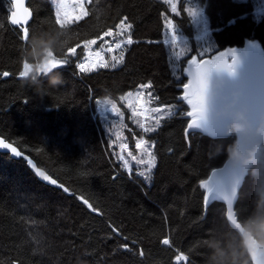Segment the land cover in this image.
I'll list each match as a JSON object with an SVG mask.
<instances>
[{
	"label": "trees",
	"instance_id": "obj_1",
	"mask_svg": "<svg viewBox=\"0 0 264 264\" xmlns=\"http://www.w3.org/2000/svg\"><path fill=\"white\" fill-rule=\"evenodd\" d=\"M194 1L202 7L214 43L202 55L186 9ZM28 7L29 34L59 28L65 45L53 56L69 63L57 68L63 84L42 98L22 87L18 74L25 41L21 28L9 24L10 2L0 0V136L68 191L39 181L23 158L0 152V264H208V239L241 253L238 264H251L241 237L227 223L224 204L214 201L203 214L199 186L225 161L224 149L235 135L211 138L195 132L186 137L188 106L180 100L179 86L193 54L210 56L247 38L264 49V10L256 14L251 0H178L175 12L168 0H91L87 16L61 29L51 0H28ZM125 17L129 32L97 39L109 29L116 32ZM169 20L177 35L187 37L190 49L179 59V76L171 69L165 41ZM128 35L135 42L123 46L119 65L88 72L77 67L87 59L85 41L97 39L94 47L100 48ZM69 47L76 48L70 58ZM144 84L151 85L146 91L152 105L175 111L143 129L120 98ZM104 101L126 114L122 138L132 149L138 139L152 142L156 159L149 178L139 175L140 166L132 164L128 171L118 160L114 137L93 117ZM260 151L235 204L238 221L248 231L264 212L257 204V192L264 189V140ZM165 238L169 245L163 244ZM181 254L188 259L177 261Z\"/></svg>",
	"mask_w": 264,
	"mask_h": 264
},
{
	"label": "snow or ice",
	"instance_id": "obj_2",
	"mask_svg": "<svg viewBox=\"0 0 264 264\" xmlns=\"http://www.w3.org/2000/svg\"><path fill=\"white\" fill-rule=\"evenodd\" d=\"M91 3V0H88ZM65 7L63 0H60V3L57 4V12H56V23L60 26L61 29L65 27L66 24H71L74 21L69 19L61 18V10ZM12 8L10 20L13 25H25L27 23L28 17L30 15L27 8L23 7V0H12ZM17 8L21 9V14L18 15L16 11ZM81 11L83 16H87L88 12L84 10L83 4L81 5ZM172 11H176L175 5L172 6ZM192 15H196V12H192ZM82 16L75 17V20H80ZM127 17L122 19L118 24L115 25L116 32L112 29H109L102 36L97 39L103 41L105 36L115 37L116 35H123L126 32H129L131 29V25L127 22ZM168 27H172V21L169 20L166 22ZM22 37L23 41H27L29 37V29L28 27H22ZM97 39L85 41L86 45L96 44ZM176 37H173L175 41ZM135 41H133L131 35L127 36L126 40H120L115 42V47H109L107 49L108 52H113L116 49H121L123 46L131 45ZM76 47H79L77 45ZM103 48V44L101 45ZM67 52L69 54V58L71 56L76 55V48L69 47L67 48ZM50 59L47 64L44 66L43 71L47 72L50 68H59L62 65L68 64L69 59H61L58 60L53 56V53H50ZM231 56V64L226 63L223 60L226 56ZM97 56H101V53L98 51ZM124 59L123 52H120V57L117 60L115 56L112 57V60L115 62L111 66L115 67L116 64L122 63ZM237 57L236 50L230 49L227 52L219 53V56L214 58L212 61L204 60L200 64L196 63V57H193L191 61H189L190 65H195V70L185 69L188 72L189 76L192 79L189 80V83H185L183 85L184 93L182 96V100L187 102V105L191 106V110L186 113L187 117L191 118L187 126L185 128V136L188 137L190 133L195 134L193 130H198L202 134H206L210 137H220L223 135V121L221 118L216 116L213 112V95L210 92V80L213 73H227L229 76L236 75V66H237ZM77 67L81 70V72L93 71L98 68H108L109 63L106 60H100L97 62H93L90 64L79 63ZM32 70L31 65L25 60L23 62V70L19 72V77H25ZM3 75L5 77L9 76L8 72H4ZM143 89L150 88V84H144L140 86ZM239 95L237 97V105H243L248 110V116L250 120H254L255 115L258 110L264 108V76L258 77L252 81H245L240 84L238 87ZM126 95L131 96L132 93H127ZM136 95L142 96V92H137ZM121 100L124 97L120 98ZM149 102H151V93H149ZM131 106V105H129ZM113 110H115V105L112 106ZM152 112L159 113L162 111V108H154L151 109ZM172 112L171 109H168L166 115H170ZM164 117H158L156 119L157 125L160 124L161 119ZM141 127H144L142 124ZM145 131H153L151 128H145ZM145 143L144 141H140L137 143V148H140L141 145ZM190 143V141H189ZM0 147L10 148L11 145L3 143L0 141ZM122 148H126L127 145H121ZM11 151L15 156H20V152L16 150V148H11ZM145 152L148 153L149 159L147 161V170L145 172H140L139 175L148 177V173L151 172L152 168L155 166V156L148 149H144ZM131 155V153H129ZM135 159V157H133ZM139 163H145L144 160H140ZM125 167H127V162H125ZM38 174L45 180L49 181L53 184H57V180L51 179L48 175H45L44 172H38ZM241 172L239 169L228 168L226 171V175L223 178L213 180V177L217 176V172L213 171L212 176H210L207 180L200 181V188L204 189L203 194V202L205 205L209 204L212 201H223L227 204V217L231 218L233 213V205L236 199L238 186L241 182ZM60 187L64 188V191L67 192L68 188H65L63 185ZM83 199V198H81ZM83 203L87 205L92 211H96L92 204L89 203L87 199H83ZM164 245H169L170 240L165 238L163 240ZM127 247V245H125ZM182 259H188L184 254L178 255L176 257L177 261ZM253 260L257 261L258 264H264V253H254Z\"/></svg>",
	"mask_w": 264,
	"mask_h": 264
},
{
	"label": "rangeland",
	"instance_id": "obj_3",
	"mask_svg": "<svg viewBox=\"0 0 264 264\" xmlns=\"http://www.w3.org/2000/svg\"><path fill=\"white\" fill-rule=\"evenodd\" d=\"M256 14L260 13L264 10V0H251ZM52 4L54 5L55 12H57V4L60 3V0H51ZM170 7L172 9V6L175 5L178 2V0H168ZM63 3L65 7L61 10V18L62 19H69L71 18L73 21L75 20V17L82 16L81 11V5L83 4V8L86 11L87 9V3L88 0H63ZM187 12L191 17L192 23L194 25V28L196 30V36L195 39L199 42L198 44V54L202 55L204 53L209 52L210 49L214 47V43L212 42V38L210 37L209 30L207 28L206 20L203 15L202 7L199 6L195 1L190 2L187 5ZM196 12L197 14L194 16L191 13ZM178 36V39L173 40V37ZM183 36L177 35L172 27H167V32L165 36V41L169 43L170 49V64L171 69L174 74L179 76V59L182 55H184L185 51L189 52L190 49L188 47V42L185 41L187 38H182ZM119 41V40H118ZM114 40H107L104 44L105 47L95 48L94 44L87 45V59L85 60L86 64H90L93 62H97L100 60H106L109 63V67L113 63H115L112 60V57L114 56V52H116L115 57L117 60L120 57V52H122L121 49H116L113 52H108L107 49L109 47H115ZM101 53V56H97V52ZM119 65V64H116ZM142 92V96L136 95L137 92ZM128 93H132L133 95L128 96L124 95V99L122 100L125 106L128 109V115L129 117L138 124V126L141 127L143 124L144 127L149 123H155L156 119L158 117L167 116L166 113L168 109H171L173 113L175 111V108L172 106H154L151 102H149V93L146 91V89H143L139 87L135 91H130ZM152 101V99H151ZM113 105H115L112 102L104 101L98 104L95 109L96 111L93 114V117L96 119L99 118L101 120V124L103 125L105 131L107 133H110L114 137V142L117 144V156L118 160L125 165V162H127V167H125L126 170L129 171L130 166L132 164L140 166L141 169L139 172H145L147 170V161L149 159L148 153L144 151V149H148L152 153V142H147L143 139H138L135 141V149H132L129 144L123 140L122 138V130L125 127V113L117 108L115 106V110H113ZM131 105V106H129ZM154 108H162V111L159 113L152 112L151 109ZM144 127H141L144 129ZM140 141H144L140 148H137V143ZM121 145H127L126 148H122ZM131 153V155H129ZM153 155V154H152ZM135 157V159H133ZM140 160H144L145 163L141 164L139 163Z\"/></svg>",
	"mask_w": 264,
	"mask_h": 264
},
{
	"label": "clouds",
	"instance_id": "obj_4",
	"mask_svg": "<svg viewBox=\"0 0 264 264\" xmlns=\"http://www.w3.org/2000/svg\"><path fill=\"white\" fill-rule=\"evenodd\" d=\"M65 45L61 30L55 26L46 29H37L29 34L26 42L22 45L21 55L32 67L27 76L21 77V86L32 89L38 97L47 94L48 89L58 88L63 84L62 74L57 68H50L43 71L44 66L50 59V53L61 50ZM46 82V86H45ZM219 81L217 86H219ZM238 93L233 94L232 106L229 110L230 122L225 128V135H237L245 137H258L264 140V114L258 122L254 123L249 119L248 110L245 106L237 105ZM259 144L241 146L240 140L233 141L224 149L227 161L246 167L254 163ZM219 154V153H217ZM211 158L214 156L210 155ZM258 207L264 206V189L257 192ZM250 233L256 239L258 250L264 251V212L254 218ZM207 247L211 250L208 255V264H238L241 253L237 252L231 245L221 246L219 242L208 239Z\"/></svg>",
	"mask_w": 264,
	"mask_h": 264
},
{
	"label": "water",
	"instance_id": "obj_5",
	"mask_svg": "<svg viewBox=\"0 0 264 264\" xmlns=\"http://www.w3.org/2000/svg\"><path fill=\"white\" fill-rule=\"evenodd\" d=\"M8 1L11 4V12H12L13 11L12 0H8ZM23 7L27 8L29 13H30L28 20H27V23L25 25H13L11 23V20H10V16H11V12H10L9 24L12 27H17V28H21V29H22V27H27L30 19L32 18V11L28 7V0H23ZM16 11L18 12V15L21 14L20 8H17ZM233 48L236 50V57H237V61H238L237 66H236V75L235 76H229L227 73H219V74L213 73L211 80H210V92L213 95V105H212L213 112L216 116L221 118L223 121V125H222L223 135L220 137H211V138H223V137L228 136V135H225V128L227 127L228 123L230 122V117H229L228 113H229L230 107L232 106V102H233V98H234L233 94L234 93L239 94L238 87L240 86V84L242 82L252 81L258 77L264 76V49L262 48V46L258 42V40L247 38L243 41L242 45H240V46H226V47L214 52L210 56L199 57L197 54H193L192 56H190L186 60L185 65H184L183 70H182L183 76L186 78L185 83H189V80L192 79V77L189 76L188 72L185 71V69L195 70V65L189 64V61H191L193 57H196V63L200 64L204 60L212 61L214 58L219 56V53L230 51V49H233ZM223 60L226 61V63H228V64H231V62H232L230 55L224 57ZM218 81L220 82L219 86H217ZM184 84L179 86V89L181 90L180 100H182V96L184 93V88H183ZM185 103L187 104L186 101H185ZM187 106H188V111H190L191 106H189V105H187ZM186 113L184 114V117L187 118V120L189 121L191 118L187 117ZM262 114H264V108H261L260 110L257 111L255 118L252 121L254 123L258 122L260 119V116ZM188 121H187V123H188ZM193 131L200 133L198 130H193ZM200 134H202V133H200ZM202 135L207 136L206 134H202ZM237 139L240 140L242 147L243 146H250L251 144H255V143L259 144V149L256 153V160H255V162H256L261 155L260 146H261L263 140H259L258 137H245V136H239L238 137L237 135H235V140H237ZM0 141H3V143H5V144L11 145L10 148L0 147L1 153H8L14 159L23 158L24 160H26L30 169L32 170V172L34 173V175L37 177V179L39 181L43 182L44 184H47V185H50V186H53L56 188H61L64 190V188L60 187L61 184H59L58 182L56 185H53L50 182V180L45 181L38 174V172H44L45 175H48V174L43 169L39 168L36 165V163L28 155L22 153L14 144L5 140L1 136H0ZM11 148H16V150L21 153L20 156H15L13 154V152L11 151ZM254 163H251V164L247 165L246 167H241V166L235 165V164L227 161V159H225V161L220 166L213 168L204 180H207L210 176H212L213 171L217 172V176L213 177V180H216V179L223 178L226 175V171L228 168H235V169L240 170L242 175H241L240 185L238 186L236 199H235L234 205H233L234 215L231 218H228L227 217V204H226V202H223V201H216V202H220V203L224 204V206H225V218L227 220V223L241 237V239L243 241V246L247 251V254H248V257L250 259L251 264H258V260L257 261L253 260V254L254 253H264V251L258 250L257 245H256V239L253 237V235L248 230H246L240 224V222L238 221V218L236 216V211H235V204H236L238 196H239L240 188L242 186V183L244 181L245 176L247 175L249 169L253 166ZM50 178L53 179L52 177H50ZM212 202H214V201H212ZM212 202H210L207 205H205L203 202V214L204 215L207 211L208 206ZM182 260L185 261V259H182Z\"/></svg>",
	"mask_w": 264,
	"mask_h": 264
},
{
	"label": "built area",
	"instance_id": "obj_6",
	"mask_svg": "<svg viewBox=\"0 0 264 264\" xmlns=\"http://www.w3.org/2000/svg\"><path fill=\"white\" fill-rule=\"evenodd\" d=\"M182 38H187V37H182ZM176 39H178V36H176Z\"/></svg>",
	"mask_w": 264,
	"mask_h": 264
},
{
	"label": "bare ground",
	"instance_id": "obj_7",
	"mask_svg": "<svg viewBox=\"0 0 264 264\" xmlns=\"http://www.w3.org/2000/svg\"><path fill=\"white\" fill-rule=\"evenodd\" d=\"M95 111H96V110H93V114H94Z\"/></svg>",
	"mask_w": 264,
	"mask_h": 264
}]
</instances>
